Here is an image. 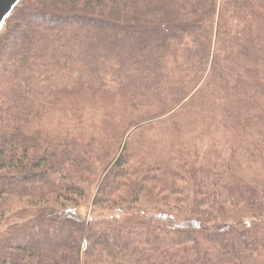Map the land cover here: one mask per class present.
<instances>
[{
	"label": "trees",
	"instance_id": "1",
	"mask_svg": "<svg viewBox=\"0 0 264 264\" xmlns=\"http://www.w3.org/2000/svg\"><path fill=\"white\" fill-rule=\"evenodd\" d=\"M0 264H264V0H20Z\"/></svg>",
	"mask_w": 264,
	"mask_h": 264
},
{
	"label": "rangeland",
	"instance_id": "2",
	"mask_svg": "<svg viewBox=\"0 0 264 264\" xmlns=\"http://www.w3.org/2000/svg\"><path fill=\"white\" fill-rule=\"evenodd\" d=\"M163 129L164 127L161 126V125H156L155 128H151L149 130H147L146 132V137L147 138H150L152 140H161V138H163V141L161 142L162 144L166 145L167 143H169L168 140L165 139V132H163ZM144 137V140H145V145L147 148H150L149 150H155V149H160V151H163V148L159 145H153L150 141L152 140H149L147 141L148 139ZM160 144V145H162ZM161 147V148H160ZM90 184L88 189H87V192H88V195H87V200L85 202V205H83L81 207V212L87 217V219H92V218H96L98 220H101V219H105L107 218V216H110L111 215V211L109 208H112V207H115V203L113 204V202H106L104 204H100V206H96L93 204V200H94V196L98 190V184H94L96 183L94 181V177L91 178V182H89ZM141 205H145V206H148V202L144 201V200H141L140 201ZM119 205V203H118ZM29 208H33L35 207L34 205L32 204H29V205H25ZM110 206V207H108ZM21 207H24V206H21ZM116 214V213H115ZM84 255H82V258H83Z\"/></svg>",
	"mask_w": 264,
	"mask_h": 264
},
{
	"label": "water",
	"instance_id": "3",
	"mask_svg": "<svg viewBox=\"0 0 264 264\" xmlns=\"http://www.w3.org/2000/svg\"><path fill=\"white\" fill-rule=\"evenodd\" d=\"M20 0H0V25ZM1 29V27H0Z\"/></svg>",
	"mask_w": 264,
	"mask_h": 264
},
{
	"label": "snow or ice",
	"instance_id": "4",
	"mask_svg": "<svg viewBox=\"0 0 264 264\" xmlns=\"http://www.w3.org/2000/svg\"><path fill=\"white\" fill-rule=\"evenodd\" d=\"M0 27H2V25H0Z\"/></svg>",
	"mask_w": 264,
	"mask_h": 264
}]
</instances>
